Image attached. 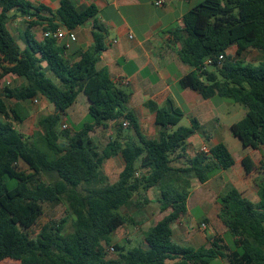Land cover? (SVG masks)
<instances>
[{
  "label": "trees",
  "instance_id": "trees-1",
  "mask_svg": "<svg viewBox=\"0 0 264 264\" xmlns=\"http://www.w3.org/2000/svg\"><path fill=\"white\" fill-rule=\"evenodd\" d=\"M0 9V81L10 74L24 80L0 95V263L10 259L21 264H211L216 260L264 264V178L257 185V203L235 188L217 199L218 217L231 242L216 235L207 236V244L199 248L173 241V224L188 216L193 179L206 184L230 170L235 159L225 143L188 157V140L200 125L193 119L191 127L179 126L185 115L171 103L147 104L155 114L158 136L148 139L142 134L129 107V93L111 79L108 69H97L108 37L103 25L95 22V44L78 61L68 59L67 46L55 38L37 41L28 35V46L22 50L8 28L12 10L31 17L35 9L50 12L59 21L51 20L45 32L60 27L74 31L97 15L95 7L79 12L73 1L63 0L54 13L44 6L34 8L28 0H0ZM183 24L172 35L181 44V61L193 71L180 80L181 88L244 107L246 116L232 125V134L245 148L260 149L264 61L254 66L238 58L248 50L264 52V0H204L184 16ZM233 46L237 59L227 55ZM81 93L88 99V114L78 128L63 130V119ZM39 97L54 107V113L41 117L39 129L26 137L17 128L29 117L23 103ZM11 101H15L12 107ZM111 128L114 134L100 151L91 134ZM115 157H122L125 165L118 180L110 183L103 166ZM181 161L182 167L174 165ZM153 188L159 190L164 216L144 233L147 248L113 245L112 236L119 229L138 226L120 211L142 205L135 202L136 196ZM46 203L66 204L68 215L36 233ZM70 222L73 231L67 233ZM111 249L115 257H109Z\"/></svg>",
  "mask_w": 264,
  "mask_h": 264
},
{
  "label": "crops",
  "instance_id": "crops-1",
  "mask_svg": "<svg viewBox=\"0 0 264 264\" xmlns=\"http://www.w3.org/2000/svg\"><path fill=\"white\" fill-rule=\"evenodd\" d=\"M28 1L34 8L44 6L55 13L60 8L63 0ZM71 1L74 2L79 12L95 7L98 13L94 18L73 31L77 40L69 44L66 57L72 61H78L82 52L94 46L93 32L95 22L103 25L108 30V37L105 40L106 49L99 56L97 69H108L111 79L129 93V107L135 113L142 134L145 137L148 139H155L158 136L155 114L151 112L147 104L154 102L159 107H166L171 103L175 108L180 109L184 113V117H187L190 122L196 119L200 125L197 133L188 140V157L193 158L196 156L201 152L202 147L211 149L219 143H225V138L220 131L222 117L226 115L229 116L230 119H233L239 115L240 117L242 116L243 119L246 116V110L243 109L244 107H239L241 105L235 102H214L213 100H216L217 97L205 99L198 92L189 89L184 90L180 85V80L184 76L190 74L193 69L181 61L179 57L181 44L175 39L172 32L176 29L183 28L184 16L196 6L192 3L194 0H164L165 3L162 7H157L155 5L157 0ZM31 12L33 13L31 17L24 16L18 10H12L9 13L8 28L17 42L22 44V50L26 49L28 46V35L37 41H42L44 39V29L49 26L51 20L59 24V21L54 19L53 15L48 11H36L32 9ZM32 23H34V26H31ZM60 29L64 28L60 27ZM60 42L67 45L69 40L65 38ZM236 51L237 47L233 46L228 50L227 55L231 57L235 55V59H237ZM250 51L251 50L246 51L243 56L238 59L244 61V56ZM14 80L19 84L15 87L24 84V80L16 75H7L0 81V95H2L6 87H12V82ZM82 94L84 93L80 95ZM80 95L76 103L67 111V116L64 117L62 126L67 125L69 129H73L76 126L78 127L86 118L89 110V102L87 97H85L82 103L83 107L82 105L79 107L78 102ZM39 99L47 102L43 97H39ZM12 102L15 104V101ZM235 123L237 122H231L229 126L231 133V127ZM108 131L111 136L113 129L111 128ZM101 132L102 129H97L91 134V137L95 141L99 140L98 136H101ZM128 133L134 136L133 132ZM238 140L240 141L239 138ZM242 148L245 150V153H241L239 160H237L236 156L232 153L235 159V165L230 170H233L239 162L241 163V170L237 174V179L232 180L231 178V182L224 181L221 177L224 171L212 177L206 184H200L197 180L195 181V179H193V188L187 203L188 216L184 218L185 222L189 220V203L191 200L201 204V206L205 208L206 213H209L211 205L214 203L217 209L213 216L219 219L218 213L220 207L217 199L226 194L231 188L239 190L243 193L244 197L252 202H259L257 185L259 183L258 179L264 178L262 177L264 146L258 150L245 148L244 146ZM248 150H250V152H248ZM245 163L251 168L250 172L246 171ZM124 165L122 157L111 158L104 162L103 172L108 177L109 172L117 174V170H119L120 175L124 169ZM174 165L176 167L183 166L180 165V162H176ZM108 170L109 172H107ZM199 186L204 189L198 192ZM154 189L155 188L150 189L147 192V199L149 200V206H157V208H159L160 195L156 198L150 197ZM161 219L162 218H160L158 222ZM205 221L208 222L210 226L212 225L211 219L206 216V218L201 221L198 227L199 229L202 230L201 225L205 224L203 223ZM219 221L221 220L219 219ZM179 222H176L172 226L174 242L176 240L182 244L194 245V248H199L207 244V230L206 232L204 231L205 233H203V231H198V229L189 230L186 224L182 225ZM224 232V235H226L227 229L225 226ZM202 241L205 243L197 246V243ZM140 246L144 249L147 248L144 241ZM221 261L225 264H229L226 260ZM0 264L21 263L7 259Z\"/></svg>",
  "mask_w": 264,
  "mask_h": 264
},
{
  "label": "rangeland",
  "instance_id": "rangeland-1",
  "mask_svg": "<svg viewBox=\"0 0 264 264\" xmlns=\"http://www.w3.org/2000/svg\"><path fill=\"white\" fill-rule=\"evenodd\" d=\"M202 0H194L192 3L195 5H198ZM20 48L22 49V44L18 43ZM232 53V52H230ZM234 58L235 55H232ZM244 62L246 64H251L254 66L259 65L261 62L264 61V52L257 51V50H251L250 52H247L246 55L243 58ZM18 82L14 80L12 82V87L18 86ZM2 92V91H1ZM85 95L82 94L79 97V107L82 105L83 107V99H85ZM214 102L216 101H225L226 103H233L232 100H227V99H222L217 97L216 100H213ZM14 105V102H9V106L12 107ZM24 108L26 109L29 117L28 119L22 124V125H17V128L20 130V132L25 135L26 137H31L34 135V133L39 129V119L43 116L50 115L54 113L53 106L50 105L48 102L45 100H42L38 98V103L35 102H28V103H23ZM242 107V106H239ZM243 108V107H242ZM244 109V108H243ZM242 119V116L240 117L239 115L234 117L233 119H230L229 116H223L222 117V123L220 127V131L225 138V144L228 146L230 149L231 153H233L237 160H239V156L241 153H245L244 149L242 148V144L238 140V138H235L233 134L230 132V124L231 122H238ZM81 120V119H77ZM62 126V124H61ZM179 126L182 127H191V122L187 117H184ZM62 128V127H60ZM75 128H78L77 126ZM108 130H105L101 132V136L99 137V140L97 141L99 150L102 151L105 147V145L108 143L110 135L108 133ZM250 152V150H248ZM180 165H183V162H180ZM262 177H264V168ZM107 170V169H106ZM241 170V163L239 162L237 166L234 167L233 170H227L224 171L221 174V177L224 181L226 182H231L232 180L237 179V174ZM105 171V170H104ZM109 172V170L107 171ZM117 174H113V172L108 173V179L110 183H115L118 180L119 176V170H117ZM46 181H49L48 178L45 177ZM261 178L258 179V182H260ZM196 181V180H195ZM257 182V183H258ZM197 183V182H195ZM204 188H201V186L198 187V192L201 191ZM197 193V192H196ZM158 195H160L158 188H155L153 192H151L150 197L151 198H156ZM148 193L146 194H141L140 196H136L135 202H142V205H133L129 208H123L120 212L122 214L132 216L135 221L138 223V226H133V225H127L120 229L118 232H116L112 236V244H119V245H124L128 249L134 248L136 246H140L143 244L144 241V233L153 225H155L160 218L164 216V214H161L160 209L157 208V206H149V203H145L144 198H148ZM219 205V204H218ZM220 207V206H219ZM216 206L211 205V212L206 213L205 208L201 206V204L195 202L194 200H191L189 203V217L188 221L185 222L184 218L180 220L179 223L182 225H185L188 227L189 230H196L198 231H203V233L206 232L208 236L210 235H216V236H225L224 235V225L222 224L219 219L215 218L213 215L216 212ZM68 207L66 204L62 203H46L44 205V215L40 218L38 222V226L35 228L36 233L40 231V228L46 224H52L56 223L57 221L61 220L62 218L66 217L68 215L67 213ZM209 217L211 219L212 225L210 226L208 222H203L206 224V229H199L198 227L201 224V221ZM210 226V227H209ZM73 231L72 228V223L70 222L66 228L67 233H71ZM205 231V232H204ZM226 241L231 242V236L227 234L225 236ZM175 243L183 246V247H195L194 245L186 244V243H179L175 240ZM205 242H198L197 246L203 245ZM116 252L115 251H110L109 252V257H115ZM211 264H225L221 260H216L212 262Z\"/></svg>",
  "mask_w": 264,
  "mask_h": 264
},
{
  "label": "built area",
  "instance_id": "built-area-1",
  "mask_svg": "<svg viewBox=\"0 0 264 264\" xmlns=\"http://www.w3.org/2000/svg\"><path fill=\"white\" fill-rule=\"evenodd\" d=\"M186 1H189V0H186ZM165 1L164 0H157L155 2V5L157 7H162L164 5ZM44 37L45 38H55L57 39L58 41H61L65 38H68L69 40V43L66 45L67 48H69V44L72 43V42H75L77 40L76 38V35L74 34L73 31H69L67 29H58L56 32H52V31H47L44 33ZM223 57H221L222 59ZM212 64V61L211 60H208L207 61V66L211 65ZM9 85V84H8ZM33 102L35 103H38V98L33 100ZM130 126L129 122L128 121H124L123 122V127L124 128H128ZM62 129H69L67 125H63L62 126ZM114 134V130H113V133L112 135ZM111 135V136H112ZM201 152H204V153H208L209 152V149L207 147H202L201 149ZM262 165H263V168H264V158L262 159ZM201 228L202 229H206V224H202L201 225ZM111 251H114L113 249H111Z\"/></svg>",
  "mask_w": 264,
  "mask_h": 264
}]
</instances>
